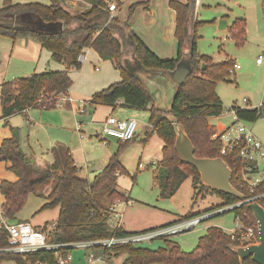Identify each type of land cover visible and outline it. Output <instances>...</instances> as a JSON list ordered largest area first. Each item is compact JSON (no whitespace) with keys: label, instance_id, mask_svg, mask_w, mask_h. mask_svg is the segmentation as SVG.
Here are the masks:
<instances>
[{"label":"trees","instance_id":"obj_1","mask_svg":"<svg viewBox=\"0 0 264 264\" xmlns=\"http://www.w3.org/2000/svg\"><path fill=\"white\" fill-rule=\"evenodd\" d=\"M64 1L50 0L49 6L3 1L0 7V37L12 41L21 38L34 40L51 53L53 61L62 64L66 70L35 74L3 83L0 86V118L5 120L16 114H23L31 108L41 111L55 109L58 98L66 95L72 85L67 71L79 70L81 65L76 62L77 57L83 49H92L101 60L113 63L121 81L94 93L86 104L90 108L97 106L114 108L121 105L127 109L149 112L150 132L146 133L145 142L151 135H156L163 142L161 157L153 173L158 198L171 199L183 183L191 179L195 198L203 191L216 196L219 200L207 212L242 203L239 207L217 216L232 212L243 228L253 227L257 237L256 222L248 209V203L204 187L198 172L180 162L174 149L175 136L172 124L154 110L151 98L140 79L129 75L122 65L123 57L134 53L135 59L144 69L168 73L181 61L189 60L190 73L178 87L171 115L183 126L194 147L196 158H220L219 145L216 144L215 137L217 131L208 120L218 118L224 113L215 89L218 83L230 82L229 70L233 63L228 60L215 64L209 57L198 53L197 29L207 23L192 20L196 0H186L184 4L177 1L169 2V7L176 13L174 36L177 41V55L174 59L166 60L152 53L130 30L127 21L120 22L116 18H111L110 8L105 0H81L90 5V8L78 14L68 12L64 7ZM138 6L140 4L129 8L128 19ZM20 16L40 21L43 25H54V32L40 31L35 27H13L2 23L6 18ZM58 24L65 28L60 30ZM228 33L237 46L242 45L245 38L244 20H235ZM115 39L121 45L120 54L117 52ZM236 116L241 121L253 123L261 117V112L236 108ZM132 141L117 142L120 145L119 150L109 158L102 171L88 181L77 177V168L72 158L61 146L58 148L62 153L60 156L55 154L56 159L52 165L45 169L37 168L21 151L18 133L12 129L11 137L4 139L0 144V162L8 164L7 170L16 178L14 182L0 183V193L4 198L0 207L3 219L9 223H16V215L23 209L28 197L33 195L45 200L39 213L58 208L55 226L48 232L49 243L95 241L109 238L113 234L118 236L128 234L122 230L113 232L109 228L108 218L112 204L127 201L124 195L116 191V186L118 177L127 175L119 160L120 151ZM222 159L232 171L231 185L244 195L245 200L264 193L262 186L253 193L240 188L234 172V166L239 167L240 163H234L231 158ZM256 202L264 208V199H257ZM196 215L199 213L193 211L191 207L181 219ZM46 227L47 225L42 230L45 231ZM240 232L242 231H235L230 235L220 228L209 227L204 235L198 238L195 248L189 252L183 251L178 244L166 240L164 241L168 246L157 250L122 246L112 250L97 248V251L110 257L124 256L123 264H256L250 257L240 263L238 257L230 250L232 246H240L237 242ZM7 240L8 233L0 229V264L2 262L55 264L54 251H39L24 256L3 252L7 247Z\"/></svg>","mask_w":264,"mask_h":264},{"label":"crops","instance_id":"obj_2","mask_svg":"<svg viewBox=\"0 0 264 264\" xmlns=\"http://www.w3.org/2000/svg\"><path fill=\"white\" fill-rule=\"evenodd\" d=\"M3 1L4 0H0V7ZM11 1L19 4L38 3L44 6L50 5V0ZM170 1H177L183 4L186 3V0H108V5L110 7L111 17L118 19L120 22L127 21L134 35L157 57L166 60L174 59L177 55V41L174 36L176 13L169 7ZM64 3L65 6H73L74 9L79 7L81 11H76L80 13L90 8V5L81 0H65ZM136 4H140V6L135 8L130 19H128L129 8ZM200 7L205 11L212 8H214V10L216 8V10L212 16H208L205 20L199 21V15H196V10L198 11ZM192 20L207 23L210 28H213L214 36H218L217 41L219 42L216 43V50L212 54L207 53L209 55L204 56L209 57L215 64L230 60L233 66H240V69L235 70L234 73L230 75V82L217 84L215 92L221 101L224 113L222 117L209 119L208 123L215 127L214 124L217 122L219 124L222 120L227 118L223 125H220L218 129L215 128L217 134L224 131L238 119L228 110L234 105L249 111L260 110L262 116L264 113V60L261 64H257L256 59L264 51V0H196ZM235 20H244L245 22L244 43L240 46L236 45L228 33V29ZM31 21L33 22L31 18L20 16L6 18L2 23L13 27H20V23L32 24ZM221 21H225V24ZM37 23L40 24L38 27H43L48 32H54V25H43L40 21ZM21 27L23 26L21 25ZM0 45L4 48L0 53V86L3 83L35 74L62 72L66 70L62 64L52 60L49 51L43 49L39 43L32 39L21 38L12 41L10 44L1 41ZM85 50V64H82L79 70L70 69L67 71L72 85L66 96L71 99L72 102L63 103L61 106H57L55 109L48 111L31 108L26 110L23 114H16L5 120L0 118V144L4 139L11 137L12 129L16 130L21 151L40 169H45L54 163L56 159L55 154L60 156L62 153L58 148V146H61L68 151L72 158L77 168V177L91 181L102 171L107 165L109 158L113 155H109L105 163L107 157L105 159L99 158L100 160H98L95 159L98 158L97 155H94L92 159L86 160L84 156L80 154V150L84 144H91L90 140L95 135L94 129L96 126H102L105 119L110 116L124 120L134 119L137 121L138 126L141 125V128H144V130L148 127L150 128V126L148 125V111L127 109L121 105H117L114 108L110 107L107 112L108 115L105 116L104 119H98L96 115L102 107L97 106L90 108L86 104L87 101L94 93L104 90L114 83L120 82L121 77L111 61L101 60L92 49ZM204 53L206 52L199 50L200 55ZM215 54L217 55L216 58L214 56ZM130 56L131 54L124 56L123 59L130 58ZM1 58L6 59V65L1 62ZM244 100H246V102H244ZM79 105L84 106L85 112L83 115L77 116L75 112ZM262 120H264V118L259 117L252 124L259 122L263 128L264 122ZM242 122L245 125L248 123L245 121ZM246 126L251 130L248 125ZM262 128L259 127L257 133H253L259 141H264V132ZM86 135L88 137H86ZM135 137L136 136H134L133 142L135 141ZM153 137H155V135H151L145 142V134V138L142 139L143 142H145L143 144L144 146H142V154L147 150L145 147L150 143ZM103 143L107 144L108 141ZM159 160L160 158L157 157L155 161L156 164ZM8 166L9 165L5 162H0V183L2 181L14 182L16 180L15 176L7 170ZM140 166L141 164L139 163L138 169ZM153 171H155V169ZM120 177L117 179L116 191L124 195L127 199V201L122 202V205L125 204V207L122 211L120 224L121 230L125 233H139L155 229L174 223L183 217V215L172 216L171 214V218L165 222V224L159 226L145 224L142 221H125L123 219L124 214L130 215V211L135 208L134 205L136 202L130 196L132 191L130 194H126L121 190L122 188H119ZM175 196L173 198H175ZM173 198L170 200H173ZM31 200H33L32 204L34 206H32L36 210L45 203L44 199L30 195L23 209L16 215L15 222H25L36 229H42L44 226L49 225L46 220L39 221L37 217L30 216V214L20 219L21 212L31 203ZM3 202L4 198L0 193V207ZM56 209L57 214L55 215L54 221L57 219L58 215V208ZM134 211L137 212L136 209ZM17 217H19V219ZM212 226H208L206 229ZM214 227L220 228L231 235L235 230L239 229L240 225L234 218V228H230V230L221 226ZM163 240L170 241L171 239L167 238ZM179 247L181 248L180 245ZM115 258L114 256L111 257L113 263V259ZM78 261L80 264V260ZM1 264H7V262H2ZM72 264H74V260Z\"/></svg>","mask_w":264,"mask_h":264},{"label":"built area","instance_id":"obj_3","mask_svg":"<svg viewBox=\"0 0 264 264\" xmlns=\"http://www.w3.org/2000/svg\"><path fill=\"white\" fill-rule=\"evenodd\" d=\"M85 53L86 50L83 49L77 57L76 62L78 64L82 65L86 62ZM263 60L264 51L258 56L256 63L261 64ZM238 69H240V66L234 65L229 70V75H232L234 71ZM66 102L71 103L72 100L66 95L60 96L57 100V106H61ZM244 102H246V100H244ZM236 108L238 107L234 105L228 110L236 116ZM84 112V106L79 105L76 108L75 113L78 116L83 115ZM137 126L138 123L134 119L124 120L111 116L107 117L101 126V140L107 142L110 137H114L117 142H129L134 139ZM215 137L217 138L216 144L219 145L220 158H231L234 163H240L239 167L234 166L237 185L240 188L249 190L251 193L256 191L260 186L264 188V146L259 139L256 138L253 132L242 121L236 119L234 123L229 125L221 133H218ZM257 199H264V193L249 200H245L243 203L249 204L251 202H256ZM122 204V202L118 201L112 204L109 208L108 225L113 232L121 230L120 224L122 213L119 209ZM241 204L242 203L225 206L188 219H179L169 225L139 233H128L124 236L113 234L106 239L59 244L48 242V232L54 228V222L47 225L46 230L43 231L42 229H36L25 222L8 223L3 219L0 213V229H4L8 233L7 247L3 252L24 256L39 251H54L55 264H72L74 260L72 252L81 251L82 264H113L111 257L102 252H98L97 248L112 250L115 247L122 246L139 247L142 243L150 242L152 240L167 239L178 236L192 231L201 223L206 222L219 214L231 211L239 207ZM235 231H242L240 232V237L237 239L240 246L257 242L253 227L249 226L243 228L241 226ZM232 239L234 240L235 238L232 237ZM62 253L65 255L63 256Z\"/></svg>","mask_w":264,"mask_h":264},{"label":"rangeland","instance_id":"obj_4","mask_svg":"<svg viewBox=\"0 0 264 264\" xmlns=\"http://www.w3.org/2000/svg\"><path fill=\"white\" fill-rule=\"evenodd\" d=\"M106 2L108 3V0H106ZM64 7L71 14L80 13L76 10L81 11L79 7L75 9L73 6L69 7L64 5ZM198 9V11L196 10V15H199V21L205 20V18H207L208 16H212L214 11L216 10V8L215 10L214 8H212L208 11H205L201 7ZM37 22L38 21L33 20L32 24L20 23L19 25L20 27L22 25L23 28L32 26L36 29L47 31L43 27H38L40 24H38ZM213 31V28H210V26H208L207 24H204L197 29L198 53L199 50H201L203 52H206L203 55H209L207 53L212 54L216 50V43H218L219 41H217L218 36H214ZM1 41L8 44L12 42V40L10 41V39L3 37H0V42ZM3 49V46L0 45V53L3 51ZM214 56L215 58L217 57L216 54ZM1 62L6 65L5 58H1ZM84 64L85 63H83V65ZM131 68L134 67L131 65ZM109 108L110 107H102L101 109H99L96 115L98 119H104L105 116L108 115L107 112L109 111ZM261 117L264 118V113ZM226 119L222 120L219 124L218 122L214 124L215 128L218 129L220 125H223L224 122H226ZM262 121L264 122V120ZM246 125L251 128L254 134L257 133V129H259V127L262 128L259 122H257L256 124L248 122ZM94 131L95 135L90 140L91 144H84L82 146V149L80 150V154H82V156H84L86 160L92 159L94 155H97L98 158L95 159L98 160H100L99 158L105 159L107 157L105 161L106 163L109 158L108 156L116 153L119 150L120 145L117 142H112L110 140H108L107 144L103 143L104 141H102L100 137L101 126H96ZM262 131L264 132V127L262 128ZM147 132H150L149 127L144 130V128H141V125H139L136 129L135 141H132L127 147L123 148L120 151L119 160L128 172V175L120 177L118 186L120 189L122 188L121 190L126 194H130V192L132 191L130 196L136 202V204L134 205L135 208L130 211V215L124 214L123 219L125 221L129 220L134 222L142 221L145 224L159 226L165 224V222H167L171 218V214L172 216H185L191 209V207H193V210L197 211L199 214H204L211 209L212 205L217 204L219 200L216 196L207 194L203 191L199 196L195 198L191 179H187L183 183L175 198L172 197L173 200L158 199V189L153 184V170L156 169L157 166L155 162L156 158L161 157V148L163 146V142L155 135V137H153L150 140V143L145 147L147 150H145V152L142 154V146H144V142L142 139L145 138V134ZM87 135L86 137H88ZM260 142L264 146V141L261 140ZM139 163L141 164V166L138 169ZM140 170L143 171L141 172ZM32 203L33 200H31V203L28 204V206L21 212L20 219L25 215L29 216L30 214V216L37 217V220L39 221L46 220L48 224L54 221L55 215L57 214V209L39 213L38 211L41 207L36 210L35 208H33L34 205ZM124 207L125 204L122 205L119 209L121 213ZM135 209L137 212L134 211ZM17 218L19 219V217ZM212 225L221 226L225 229L230 230V228H234V214L230 212L222 216L214 217L206 222L201 223L198 227L190 232H186L175 237H170V242H176L181 246L183 250L191 251L196 246L198 238L204 235L206 227ZM239 225L240 227L242 226L240 223ZM166 246H168V244L163 239H156L150 242L142 243L140 247L147 248L149 250H157L158 248H164ZM72 256L74 258V264H79L78 260H80V264L82 263L81 251H73ZM124 259V256H118L113 259V261L115 264H123ZM7 264H14V262H7Z\"/></svg>","mask_w":264,"mask_h":264},{"label":"water","instance_id":"obj_5","mask_svg":"<svg viewBox=\"0 0 264 264\" xmlns=\"http://www.w3.org/2000/svg\"><path fill=\"white\" fill-rule=\"evenodd\" d=\"M221 22L225 24V21ZM58 28L62 30L65 27L58 24ZM130 41L132 40L130 39ZM115 46L120 54L121 45L117 39H115ZM122 65L129 75L140 79L151 98L154 110L172 124L175 136L174 149L180 162L193 167L198 172L200 182L204 187L211 191L233 196L239 201H245L244 195L231 185L232 171L223 159L196 158L194 147L183 126L171 115L178 87L184 83L190 73L189 60L181 61L172 72L168 73L144 69L141 63L135 59L134 53L130 58L123 59ZM131 65L134 68H131ZM203 68L204 65H202ZM109 140L117 142L114 137H110ZM248 209L256 222L257 242L245 246H232L230 250L238 257L240 263L250 257L256 264H264V208L257 202H251L248 204Z\"/></svg>","mask_w":264,"mask_h":264}]
</instances>
